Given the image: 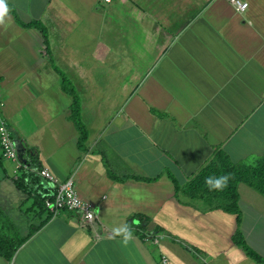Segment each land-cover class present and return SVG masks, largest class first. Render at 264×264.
I'll use <instances>...</instances> for the list:
<instances>
[{
    "label": "crops",
    "instance_id": "crops-1",
    "mask_svg": "<svg viewBox=\"0 0 264 264\" xmlns=\"http://www.w3.org/2000/svg\"><path fill=\"white\" fill-rule=\"evenodd\" d=\"M245 1L240 12L229 0H6L0 83L20 155L74 178L97 219L86 226L64 210L0 264H264L233 239L240 230L264 258L263 194L239 183L238 222L209 200L178 198L169 177L188 183L218 151L235 163L264 157V0ZM11 6L48 27L56 62L80 81L86 151L41 34ZM1 157L0 210L25 237L35 213L23 204L36 195ZM136 214L164 234L159 244L144 239ZM121 223L133 230L127 246L109 238Z\"/></svg>",
    "mask_w": 264,
    "mask_h": 264
},
{
    "label": "trees",
    "instance_id": "trees-1",
    "mask_svg": "<svg viewBox=\"0 0 264 264\" xmlns=\"http://www.w3.org/2000/svg\"><path fill=\"white\" fill-rule=\"evenodd\" d=\"M11 9L21 26L25 28H34L41 34L43 40V56L50 61L54 70L58 73L63 92L71 97L69 119L74 122L79 133L77 140L78 147L81 150L86 151L89 130L82 119V97L80 96V92L76 89V85L70 80L67 72L56 62L51 48L48 27L41 20L23 21L16 14V8L11 6ZM23 160L30 165L31 169L20 168L19 171H21V174L16 178L15 182L24 192L30 194L33 192L35 193L34 195L36 196L33 203L35 214L32 219L36 217L42 218L46 211L44 207L45 200L54 194L55 188L38 174V171L43 165L39 162L37 154L29 151L27 159ZM224 174H230L231 176L228 186L223 191H209L204 183L205 178L211 175L220 176ZM169 177L175 185L178 198H180V196H185L191 199L202 198L209 200L213 207L237 214L238 222H240L241 212L239 208L238 185L241 182H245L264 195V157L255 164L235 163L227 154L218 151L208 165H206L188 183L181 185L177 178H175L170 172ZM135 178L140 179L139 177ZM51 217L52 214L50 213L46 218L40 221L39 224H34L31 221L29 234L23 237L12 225L11 221L7 218V215L0 210V253L6 259L12 260L17 250L33 234L41 229ZM134 217L140 221L137 225L138 229L140 231L145 230L150 221L149 218H146L141 214H136ZM233 239L250 258L260 263L264 262V258L248 244L240 230L236 231Z\"/></svg>",
    "mask_w": 264,
    "mask_h": 264
},
{
    "label": "built area",
    "instance_id": "built-area-1",
    "mask_svg": "<svg viewBox=\"0 0 264 264\" xmlns=\"http://www.w3.org/2000/svg\"><path fill=\"white\" fill-rule=\"evenodd\" d=\"M110 1V0H107ZM235 8L244 12L249 8V2L245 0H229ZM0 148L1 155L7 160L16 163V173L19 176L20 168L31 169L30 165L25 162L19 152L17 140L13 136L10 129L8 119L4 112L3 92L0 83ZM38 174L47 180L54 188L55 192L52 196L46 198L44 207L52 216H56L64 210L75 211L80 213L81 222L84 225L93 224L97 219L93 204L84 200L78 190L74 178L70 177L66 180H60L48 167L43 166ZM144 239L154 244H159L164 234L162 232H150L148 230L141 231ZM164 264L168 263V257L163 256Z\"/></svg>",
    "mask_w": 264,
    "mask_h": 264
},
{
    "label": "clouds",
    "instance_id": "clouds-1",
    "mask_svg": "<svg viewBox=\"0 0 264 264\" xmlns=\"http://www.w3.org/2000/svg\"><path fill=\"white\" fill-rule=\"evenodd\" d=\"M8 6L6 0H0V23L4 22L8 14ZM231 179L230 174L220 176L211 175L205 178V185L209 191H223L229 184ZM133 230L126 223H121L118 226H113L111 229L110 239L120 238V243L127 246L133 240Z\"/></svg>",
    "mask_w": 264,
    "mask_h": 264
},
{
    "label": "rangeland",
    "instance_id": "rangeland-1",
    "mask_svg": "<svg viewBox=\"0 0 264 264\" xmlns=\"http://www.w3.org/2000/svg\"><path fill=\"white\" fill-rule=\"evenodd\" d=\"M51 48H52V44H51ZM52 50H53V48H52ZM66 70V69H65ZM106 78V75H101V79H105ZM70 80L74 83L75 81H78L77 80V78H73V77H71L70 78ZM78 85L80 86L81 85V83H80V81H78ZM76 86V89L79 91V86ZM2 89V88H1ZM2 92H3V90H2ZM80 92V91H79ZM80 94H81V92H80ZM69 96V95H68ZM81 97H82V94L80 95ZM3 98H4V95H3ZM84 115H85V111H84V109H82V119L84 120ZM0 155H1V148H0ZM2 158V157H1ZM4 158V157H3ZM4 161H9V160H7V159H5L4 158ZM21 174V171H19V175ZM2 177V174L0 173V178ZM211 204V203H210ZM24 205V207H23V209H25V210H29V209H31V210H33V201H31V202H28V203H24L23 204ZM26 213H27V211H25ZM16 216H17V218H19V214H16ZM28 216H29V214L27 213L26 215H24V217H22L21 216V218L23 219V220H21L20 219V221H23V223H22V225H24L25 224V226L29 223L28 221H31V220H28L29 218H28ZM34 217V215H30L29 217L30 218H33ZM32 222L34 223V224H38L39 222H40V219L39 218H34V219H32ZM28 229H30V225L28 226ZM150 242V241H149Z\"/></svg>",
    "mask_w": 264,
    "mask_h": 264
}]
</instances>
